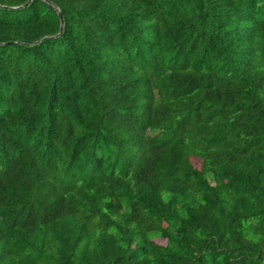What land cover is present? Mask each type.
I'll use <instances>...</instances> for the list:
<instances>
[{"label": "trees", "instance_id": "obj_1", "mask_svg": "<svg viewBox=\"0 0 264 264\" xmlns=\"http://www.w3.org/2000/svg\"><path fill=\"white\" fill-rule=\"evenodd\" d=\"M48 1L0 0V264H264V0Z\"/></svg>", "mask_w": 264, "mask_h": 264}, {"label": "rangeland", "instance_id": "obj_2", "mask_svg": "<svg viewBox=\"0 0 264 264\" xmlns=\"http://www.w3.org/2000/svg\"><path fill=\"white\" fill-rule=\"evenodd\" d=\"M194 162L197 166L201 165V161L198 158H194Z\"/></svg>", "mask_w": 264, "mask_h": 264}, {"label": "water", "instance_id": "obj_3", "mask_svg": "<svg viewBox=\"0 0 264 264\" xmlns=\"http://www.w3.org/2000/svg\"><path fill=\"white\" fill-rule=\"evenodd\" d=\"M29 1H31V0H29ZM48 1V0H47ZM48 2H50V1H48ZM56 9H58V7L54 4V3H52V2H50Z\"/></svg>", "mask_w": 264, "mask_h": 264}]
</instances>
